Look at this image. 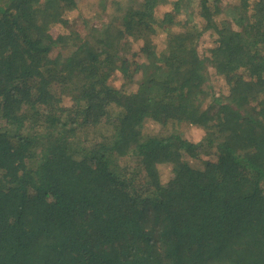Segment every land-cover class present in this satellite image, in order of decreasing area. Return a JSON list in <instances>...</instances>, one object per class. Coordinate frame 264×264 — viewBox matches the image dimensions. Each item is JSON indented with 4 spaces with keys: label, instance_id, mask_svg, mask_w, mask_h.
<instances>
[{
    "label": "trees",
    "instance_id": "obj_1",
    "mask_svg": "<svg viewBox=\"0 0 264 264\" xmlns=\"http://www.w3.org/2000/svg\"><path fill=\"white\" fill-rule=\"evenodd\" d=\"M112 2L91 6L117 20L57 37L79 0H0V264H264V0L219 21L220 0ZM127 36L144 56L130 92L110 82L128 70ZM208 66L227 94L203 91Z\"/></svg>",
    "mask_w": 264,
    "mask_h": 264
},
{
    "label": "rangeland",
    "instance_id": "obj_2",
    "mask_svg": "<svg viewBox=\"0 0 264 264\" xmlns=\"http://www.w3.org/2000/svg\"><path fill=\"white\" fill-rule=\"evenodd\" d=\"M96 1L97 0H79L78 6L64 15V20L66 22L63 25L58 24L51 27L52 34L57 37H62L63 35L66 36L68 34H71L73 31L77 34H86L89 32L91 34L92 32H94V30L90 27L85 26L83 19L86 17L91 18V23L93 26L96 25L99 27H102L104 23H107L110 20H117L116 18L110 16L111 14L103 13L97 15L95 8H92L91 6V4ZM107 1L111 5L113 4V0H111V2L110 0ZM235 2L236 0H220L219 4L217 3V5H219L221 9L220 12L222 13H219V15L216 17V21H219L221 17H225V13L223 12V10H225L229 6V4ZM169 10H172V4L165 3L164 5H160L155 9V15L157 16V18L161 19L164 12ZM192 10V21L194 23L200 22L201 19L199 15L195 11V9ZM185 18L186 17L184 13H179L178 20H176V23L174 22L169 29L175 31L184 29L183 27L186 24ZM90 34L88 37L91 41V44L95 45L96 42ZM127 38L129 40L125 45V56L129 59L130 62L128 65V70L125 73L117 70L113 74H111L112 76L110 77L111 84L117 88H122L121 90L124 92L133 91L136 87L135 84L139 73L133 70V67H135L136 63L141 62L144 59L143 52L140 49L142 41L133 40V36H127ZM215 39V33L212 30L204 32L197 41L198 54L202 57L208 56L210 54V49L215 46ZM150 41L156 46L158 50L162 49L166 44V31H164L163 28L159 29L157 33L153 34L150 37ZM69 44L71 45L72 42H69ZM122 45L123 43L119 46L122 47ZM205 77L206 78L204 79L202 88L207 96L227 94L228 86L225 78L218 74L213 67L208 66ZM208 103V100L204 101L203 106H206ZM146 127L154 130L155 133H160L161 131H164L168 127V125L162 130L160 124L154 123L151 120H147ZM176 129L184 138L194 143L200 141L201 137L203 136V129L200 126L192 125L187 122L177 124ZM199 157L200 159H202L204 156L200 154ZM188 161L194 168L199 167L201 163L199 159L193 158H188ZM159 170L162 182L166 183L172 176L171 165L160 164Z\"/></svg>",
    "mask_w": 264,
    "mask_h": 264
}]
</instances>
